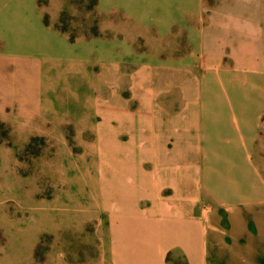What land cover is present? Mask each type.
<instances>
[{"label":"rangeland","instance_id":"rangeland-1","mask_svg":"<svg viewBox=\"0 0 264 264\" xmlns=\"http://www.w3.org/2000/svg\"><path fill=\"white\" fill-rule=\"evenodd\" d=\"M106 1L0 0V264H114L112 225L127 221L117 212L118 198L99 196V187L121 186L129 167L137 176L133 166L149 170L154 159L167 163V157L130 152L134 143L143 152L159 146L158 134L150 140L140 116H129L149 111L137 87L147 78L138 74L157 45L129 36L127 4ZM141 1L140 12L149 13L153 0ZM203 1L233 5V0ZM217 16L233 19L231 11ZM116 52L118 64L112 59ZM136 53L144 61L134 58ZM232 78L221 79L227 84ZM162 81L169 84L168 77ZM199 87L191 97L200 104ZM173 93L159 103L167 109L171 98L179 111L185 101ZM248 95L255 122L243 135L257 169L256 187L264 190V92ZM196 111L194 148L208 152L200 157L202 182L208 176L216 190L217 183L237 176L234 161L241 156L218 151L234 143L233 127L215 117L222 110L212 108L208 117L201 106ZM184 162L197 166L196 156L178 159ZM161 262L190 264L174 249L166 250Z\"/></svg>","mask_w":264,"mask_h":264},{"label":"crops","instance_id":"crops-1","mask_svg":"<svg viewBox=\"0 0 264 264\" xmlns=\"http://www.w3.org/2000/svg\"><path fill=\"white\" fill-rule=\"evenodd\" d=\"M121 4H127L130 11L129 36L157 45L138 74L147 78L137 87L145 95L149 111L129 116L131 120L140 116V127L146 128L150 140L152 133L158 134L159 146L143 152L134 143L130 152L168 159L165 165L154 159L149 170L133 166L137 176L129 167L121 186L106 182V189L99 187V196L126 204H119L117 212L127 223L115 221V227L112 225L113 263L162 264V254L174 249L184 253L190 264H264V190L256 187L257 169L243 135L246 126L255 122L248 93L264 92V0H233L232 8L218 1L210 5L203 0H165L160 5L153 0L149 13L140 12L141 0H121ZM227 11L232 12V22L218 16L214 19L215 13ZM139 55L134 58L144 61ZM112 59L117 63L118 52ZM224 76L233 78L224 84ZM166 77L168 85L162 81ZM198 85L200 104L191 97ZM177 91L185 101L180 102L179 111L171 102ZM166 93L171 97L167 109L159 103ZM200 106L207 117L210 109H221L222 115L215 114L217 122L233 127L232 147L219 149V153L241 156L240 161H234L237 176L222 183L224 187L217 183L216 190L207 184L208 176L206 182L201 178L200 157L208 152L194 148V123ZM140 127H136L138 132L143 130ZM191 156L197 158L195 169L192 163H178V159L185 161ZM194 171L195 182L191 179Z\"/></svg>","mask_w":264,"mask_h":264}]
</instances>
